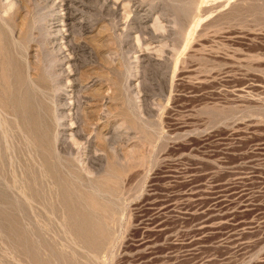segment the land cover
I'll return each instance as SVG.
<instances>
[{
	"label": "rangeland",
	"instance_id": "obj_1",
	"mask_svg": "<svg viewBox=\"0 0 264 264\" xmlns=\"http://www.w3.org/2000/svg\"><path fill=\"white\" fill-rule=\"evenodd\" d=\"M0 264H264V0H0Z\"/></svg>",
	"mask_w": 264,
	"mask_h": 264
},
{
	"label": "bare ground",
	"instance_id": "obj_2",
	"mask_svg": "<svg viewBox=\"0 0 264 264\" xmlns=\"http://www.w3.org/2000/svg\"><path fill=\"white\" fill-rule=\"evenodd\" d=\"M3 73V72H2ZM98 203V202H97ZM94 204V203H93ZM101 204V203H100ZM95 205V204H94ZM99 205V204H98ZM78 217V216H77ZM95 227V226H94ZM92 231H93V229H91ZM92 233H95L94 231L92 232ZM100 234V233H99ZM95 243V242H94ZM98 242H96V244H97ZM96 244H94V245H96ZM93 250V249H92Z\"/></svg>",
	"mask_w": 264,
	"mask_h": 264
}]
</instances>
